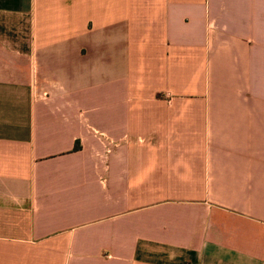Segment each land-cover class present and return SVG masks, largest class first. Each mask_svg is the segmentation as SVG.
<instances>
[{"label": "crops", "instance_id": "0c3cea01", "mask_svg": "<svg viewBox=\"0 0 264 264\" xmlns=\"http://www.w3.org/2000/svg\"><path fill=\"white\" fill-rule=\"evenodd\" d=\"M0 264H264V0H0Z\"/></svg>", "mask_w": 264, "mask_h": 264}]
</instances>
